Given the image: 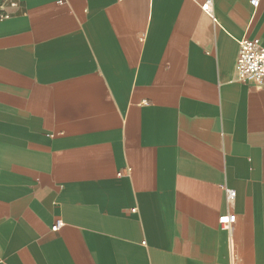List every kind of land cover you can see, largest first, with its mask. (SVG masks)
<instances>
[{
  "label": "crops",
  "instance_id": "obj_1",
  "mask_svg": "<svg viewBox=\"0 0 264 264\" xmlns=\"http://www.w3.org/2000/svg\"><path fill=\"white\" fill-rule=\"evenodd\" d=\"M206 1L0 0V264H264V0Z\"/></svg>",
  "mask_w": 264,
  "mask_h": 264
},
{
  "label": "built area",
  "instance_id": "obj_2",
  "mask_svg": "<svg viewBox=\"0 0 264 264\" xmlns=\"http://www.w3.org/2000/svg\"><path fill=\"white\" fill-rule=\"evenodd\" d=\"M251 7L256 8L259 0H248ZM202 8L206 12H211V0H207ZM235 79L239 82L248 83L255 87H261L264 83V46L258 38H242L238 42V54L235 63ZM129 170V169H128ZM121 175V172H117ZM225 201L231 204L235 198L236 192L230 188H224ZM235 220V214L226 213L218 218L220 228L226 230L230 235L232 224ZM63 222L56 219L53 230L62 226Z\"/></svg>",
  "mask_w": 264,
  "mask_h": 264
}]
</instances>
